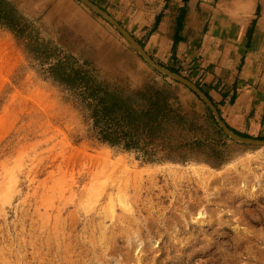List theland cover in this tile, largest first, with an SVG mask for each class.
<instances>
[{
  "label": "rangeland",
  "instance_id": "obj_1",
  "mask_svg": "<svg viewBox=\"0 0 264 264\" xmlns=\"http://www.w3.org/2000/svg\"><path fill=\"white\" fill-rule=\"evenodd\" d=\"M108 28L79 51L0 0V264H264V147Z\"/></svg>",
  "mask_w": 264,
  "mask_h": 264
},
{
  "label": "crops",
  "instance_id": "obj_2",
  "mask_svg": "<svg viewBox=\"0 0 264 264\" xmlns=\"http://www.w3.org/2000/svg\"><path fill=\"white\" fill-rule=\"evenodd\" d=\"M88 1L154 62L195 84L229 128L264 141V0ZM22 7L76 50L107 40L110 22L80 0H22Z\"/></svg>",
  "mask_w": 264,
  "mask_h": 264
},
{
  "label": "water",
  "instance_id": "obj_3",
  "mask_svg": "<svg viewBox=\"0 0 264 264\" xmlns=\"http://www.w3.org/2000/svg\"><path fill=\"white\" fill-rule=\"evenodd\" d=\"M80 1L86 5L94 8L96 11H98L100 14H102L107 21H109L117 30H119L126 37V39L141 53V55L145 58V60L153 68H155L157 71H159L163 75L168 76L170 78H173L174 80L184 84L185 86L190 88L193 92H195L207 104V106L213 111V113L216 115L219 126L226 136H228L229 138H231L237 142L243 143V144H250V145L264 147V141L245 139V138H242V137L236 135L229 128V126L223 121L218 110L216 109L214 104L210 101V99L195 84H193L192 82H190L189 80H187L181 76H178L177 74L170 72L169 70H167V69L161 67L159 64L155 63L146 54V52L140 47V45L131 37V35L124 28H122L114 19H112L110 16H108L107 14L100 11L93 4H91L88 0H80Z\"/></svg>",
  "mask_w": 264,
  "mask_h": 264
},
{
  "label": "trees",
  "instance_id": "obj_4",
  "mask_svg": "<svg viewBox=\"0 0 264 264\" xmlns=\"http://www.w3.org/2000/svg\"><path fill=\"white\" fill-rule=\"evenodd\" d=\"M113 96L115 98V101L114 100L111 101V104L106 106V108L109 109V111H111L112 109L116 110L119 108V106L125 107L126 109H128L129 113L131 111L132 113H136L137 115L140 114L146 116V118L150 117L151 118L150 124H157L158 126L162 124L165 118L164 112L167 111V109L164 106V101L161 99H154L152 97L145 98L142 96L129 95L128 93H122V92L113 93ZM155 112L158 116L155 115ZM146 127H148V125H146L144 129H146ZM230 129L240 137L246 138L243 135L237 133L232 128ZM135 132L136 131H132V133ZM143 132L145 131L143 130ZM112 144L120 145L121 143H118V141H112Z\"/></svg>",
  "mask_w": 264,
  "mask_h": 264
}]
</instances>
